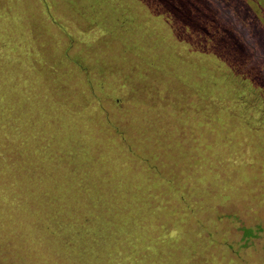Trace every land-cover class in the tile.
Here are the masks:
<instances>
[{
	"label": "rangeland",
	"instance_id": "rangeland-1",
	"mask_svg": "<svg viewBox=\"0 0 264 264\" xmlns=\"http://www.w3.org/2000/svg\"><path fill=\"white\" fill-rule=\"evenodd\" d=\"M260 2L0 0V264H264Z\"/></svg>",
	"mask_w": 264,
	"mask_h": 264
},
{
	"label": "trees",
	"instance_id": "trees-1",
	"mask_svg": "<svg viewBox=\"0 0 264 264\" xmlns=\"http://www.w3.org/2000/svg\"><path fill=\"white\" fill-rule=\"evenodd\" d=\"M253 1H255V2H260L261 0H253ZM261 3H264V0H262L261 2H260V4ZM252 234V231L251 230H248L247 232H246V235H251Z\"/></svg>",
	"mask_w": 264,
	"mask_h": 264
}]
</instances>
